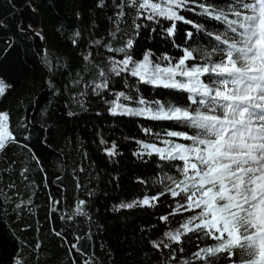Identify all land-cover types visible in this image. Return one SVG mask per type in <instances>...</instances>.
I'll return each instance as SVG.
<instances>
[{
	"label": "trees",
	"instance_id": "trees-1",
	"mask_svg": "<svg viewBox=\"0 0 264 264\" xmlns=\"http://www.w3.org/2000/svg\"><path fill=\"white\" fill-rule=\"evenodd\" d=\"M200 4L227 7L226 0H188L180 15L192 23L175 21L169 36L172 22L146 19L149 13L138 14L126 0H113V8L108 0H0V80L11 85L0 97V113L8 114L16 141L0 151V264H201L193 254L214 241L190 233L177 245L165 237L190 213L160 219L180 200L166 185L169 176L182 179V162L142 147L187 143L165 133L192 130L110 112L120 92L132 97L118 101L129 108L140 107L141 98L186 106L187 93L111 69L124 59L118 50L129 39L133 60L147 52L162 66L165 55L176 61L184 48L212 51L216 41L208 33L226 26L203 15ZM89 33L99 41L94 47L86 46ZM105 81L107 88H96ZM162 191L154 207H120ZM153 241L169 247L154 248Z\"/></svg>",
	"mask_w": 264,
	"mask_h": 264
},
{
	"label": "snow or ice",
	"instance_id": "snow-or-ice-1",
	"mask_svg": "<svg viewBox=\"0 0 264 264\" xmlns=\"http://www.w3.org/2000/svg\"><path fill=\"white\" fill-rule=\"evenodd\" d=\"M126 3L140 15L149 13L146 19L172 22L167 29L169 36L174 35L175 21L192 23L180 15L188 7V0H126ZM226 5V8L199 5L203 15L226 26L224 32L208 33L216 41L212 51L184 48L176 61L165 55L162 59L168 64L162 66L147 52L141 61L133 60L127 52L133 47L131 39L118 50L125 55L113 64L111 71L115 75L127 72L140 83L187 93L186 106L141 98L135 101L140 107L129 108L118 101H131L132 97L120 92L110 112L174 121L192 130L191 134L165 133L187 143L165 140L163 143L168 147L163 149L142 145L149 154H158L161 160L182 162L179 167L182 179L169 176L171 184L166 185L167 192L180 200L160 219L167 222L170 217L190 215L174 231L165 233L168 240L180 245L182 237L190 238L191 233L214 241L193 254L201 264L220 261L264 264V0H226ZM186 36L191 39L193 33L188 32ZM198 60L202 62L197 63ZM107 87L106 81L96 85V88ZM8 88L11 85L0 80V97ZM10 143L16 141L9 131L8 114L0 113V151ZM114 150L115 145L106 149L109 156ZM164 194L162 191L159 195L145 196L120 207H154ZM83 204L81 201L77 205V214ZM161 245L169 247L163 241L152 242L154 248ZM16 264L21 261L18 259Z\"/></svg>",
	"mask_w": 264,
	"mask_h": 264
},
{
	"label": "rangeland",
	"instance_id": "rangeland-1",
	"mask_svg": "<svg viewBox=\"0 0 264 264\" xmlns=\"http://www.w3.org/2000/svg\"><path fill=\"white\" fill-rule=\"evenodd\" d=\"M105 1H107V0H102V2H105ZM112 3H113V0H108V5H109L110 8H113ZM97 41H98L97 38L94 35H92L91 33H89L88 38H87V45L86 46L87 47L88 46L89 47H94L97 44ZM100 49L103 50V49H105V47L104 46H100Z\"/></svg>",
	"mask_w": 264,
	"mask_h": 264
}]
</instances>
